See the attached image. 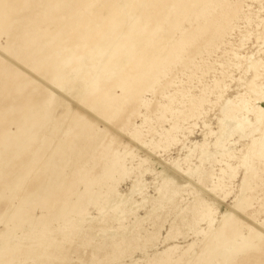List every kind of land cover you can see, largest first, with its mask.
<instances>
[{
	"label": "rangeland",
	"instance_id": "obj_1",
	"mask_svg": "<svg viewBox=\"0 0 264 264\" xmlns=\"http://www.w3.org/2000/svg\"><path fill=\"white\" fill-rule=\"evenodd\" d=\"M0 264H264V0H0Z\"/></svg>",
	"mask_w": 264,
	"mask_h": 264
},
{
	"label": "bare ground",
	"instance_id": "obj_2",
	"mask_svg": "<svg viewBox=\"0 0 264 264\" xmlns=\"http://www.w3.org/2000/svg\"><path fill=\"white\" fill-rule=\"evenodd\" d=\"M231 123V122H230ZM120 200V199H119ZM128 202V201H127ZM127 236V235H126Z\"/></svg>",
	"mask_w": 264,
	"mask_h": 264
}]
</instances>
